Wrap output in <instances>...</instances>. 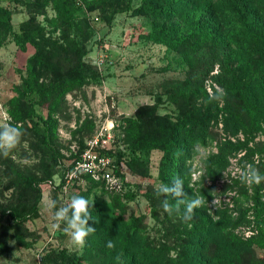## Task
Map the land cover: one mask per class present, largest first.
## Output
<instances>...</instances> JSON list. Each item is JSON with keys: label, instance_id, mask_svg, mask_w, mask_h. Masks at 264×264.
Here are the masks:
<instances>
[{"label": "rangeland", "instance_id": "374dc122", "mask_svg": "<svg viewBox=\"0 0 264 264\" xmlns=\"http://www.w3.org/2000/svg\"><path fill=\"white\" fill-rule=\"evenodd\" d=\"M63 1L77 7L70 24ZM240 1L190 0L162 19L141 0H0L11 18L10 32L0 19V125L23 132L17 148L0 154V264H64L63 255L127 264L109 226L132 219L160 264H183L189 226L182 211L161 207L155 191L167 183L161 146L131 152L148 137L199 138L187 165L193 193L206 199L202 211L250 243L249 264L264 263V181L242 178L246 164L264 175V115L246 106L242 77L245 59L251 71L264 62V0ZM22 31L30 38L24 44L14 39ZM34 54L36 89L27 94ZM80 65L82 82L73 75ZM102 126H112L115 183L67 182L68 167ZM73 196L93 200L89 211L108 223L110 234L95 246L53 234V212Z\"/></svg>", "mask_w": 264, "mask_h": 264}, {"label": "trees", "instance_id": "16d2710c", "mask_svg": "<svg viewBox=\"0 0 264 264\" xmlns=\"http://www.w3.org/2000/svg\"><path fill=\"white\" fill-rule=\"evenodd\" d=\"M146 6L147 12L153 17H159L162 19H171L173 16L188 8V2L190 0H141ZM206 2L207 0H197ZM237 1V0H234ZM242 2V0L240 1ZM205 8H209V3L205 5ZM59 11L66 23H71L74 13L77 11L75 4L71 3L67 5L64 1L60 2ZM0 19L5 23L7 31H11L10 13L6 10L0 9ZM167 35L173 36L174 30L170 29L166 32ZM14 39L17 43L22 41L26 43L30 41L28 34L22 31L21 36L14 35ZM247 55L245 58H247ZM38 60L36 54L30 56L26 64V79L24 81V91L27 94H31L35 91V62ZM248 60L242 63L243 71L242 77L247 79L245 92V104L248 108L253 109L254 114L257 109L262 111L261 115H264V83L261 82L256 76L253 77L254 72L264 79V62L260 64L257 71H251L248 64ZM74 79L82 82L84 79L83 66L80 65L74 71ZM46 140L45 136L43 137ZM200 142L199 138H195L191 141H178L173 139H163L156 141L154 137H148L144 141L143 145H138L137 149L132 148L131 152L137 153L140 149L151 148L154 145H160L163 151L161 158V167L163 171V177H166L167 183L180 177L183 180L184 192L186 194L185 199L191 200L196 198L193 193L191 185L192 171L187 165V162L191 159L193 148ZM109 155L116 166V160L114 159L115 153L113 149L106 152ZM78 158V157H77ZM76 158V159H77ZM75 159V160H76ZM73 161V163L75 162ZM70 164L68 169L73 165ZM114 174H118V168L116 166ZM90 184V188L96 187L99 184H105L104 182H95L90 179H86ZM172 203H175L171 197H169ZM184 206L181 205V211L183 212ZM264 209V206H263ZM195 215L193 220L185 221L189 226V232L187 239L183 244V264H241L243 257L251 260V254H246L250 251V243L242 241L226 231L225 226L220 225L217 222L210 220V216L202 211V208L194 210ZM93 219L88 221L89 226L96 229L94 233L89 234L85 239V243L90 245H96L101 237H107L110 232L108 231V223H105L103 216L100 212H90ZM183 215V213H182ZM109 230L113 231L118 238L117 246L122 247L125 256L128 260L127 264H160L158 257L153 255L149 247L146 245L145 240L138 235L135 231V220H131L129 223L124 222H112ZM213 246V247H212ZM212 249V253L210 251ZM217 252V253H216ZM249 255V256H248ZM64 264H82L81 257L74 256L72 259H68L66 255L62 256ZM245 264V263H244ZM264 264V263H258Z\"/></svg>", "mask_w": 264, "mask_h": 264}, {"label": "clouds", "instance_id": "9594fccd", "mask_svg": "<svg viewBox=\"0 0 264 264\" xmlns=\"http://www.w3.org/2000/svg\"><path fill=\"white\" fill-rule=\"evenodd\" d=\"M23 132L19 127H15L10 123L0 125V154L7 156L12 150L17 148L21 143ZM242 178L248 184H260L264 181V175H261L259 170L252 164H246L245 170L242 173ZM157 196H163L161 207L169 214H179L181 205L184 206L182 219L191 221L195 215L194 210L205 205L204 197H196L191 200L185 199L184 184L180 177L174 178L171 183H160L156 189ZM168 197H171L175 203H172ZM93 200L84 198L83 196H73L70 202L60 207L53 212V224L51 225L53 234L56 231H63L70 236L72 243L75 246L83 247L86 237L96 231L95 228L89 226L88 221L92 218L89 211L90 204ZM50 208H56V201H51ZM65 227L61 228V225ZM112 241H108L107 247L114 248ZM120 257L117 256V260Z\"/></svg>", "mask_w": 264, "mask_h": 264}, {"label": "built area", "instance_id": "2783aa9c", "mask_svg": "<svg viewBox=\"0 0 264 264\" xmlns=\"http://www.w3.org/2000/svg\"><path fill=\"white\" fill-rule=\"evenodd\" d=\"M102 126L95 129L73 165L66 172V181H83L87 178L95 182L113 184L116 181L113 159L106 154L111 150L112 126Z\"/></svg>", "mask_w": 264, "mask_h": 264}]
</instances>
